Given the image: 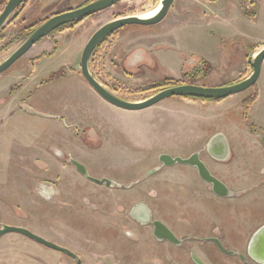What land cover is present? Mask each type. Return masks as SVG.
I'll return each mask as SVG.
<instances>
[{
    "label": "rangeland",
    "instance_id": "1",
    "mask_svg": "<svg viewBox=\"0 0 264 264\" xmlns=\"http://www.w3.org/2000/svg\"><path fill=\"white\" fill-rule=\"evenodd\" d=\"M90 1L24 0L0 29V62L27 37L32 25ZM6 2L0 0V12ZM159 3L122 0L59 27L0 73V227L27 228L75 252L82 264H195L189 253L202 264H243L209 242L190 238L177 246L155 240L150 226L137 225L127 217L133 203L145 201L154 218L164 217L178 237H185V225H190L180 218L179 198L172 200L169 216L163 207L165 192L158 183L166 169L140 182L139 192L120 191L96 185L70 163L72 157L86 164L95 178L105 176L127 184L135 178L129 175L131 169L156 165L158 154L179 153L184 142L196 141L200 147L216 133L230 142L232 155L227 162H216L202 154L210 168L235 188L260 183L262 81L255 83L261 96L244 116L241 102L253 86L220 101L172 96L144 109L125 110L100 98L79 75L82 49L95 30L118 17L147 14ZM257 9L260 14L255 18ZM246 39L264 40V0H173L159 22L125 25L108 35L93 50L88 67L114 95L140 101L170 87L165 79L204 86L245 79L251 72L247 55L254 49L246 48ZM52 71L58 79L51 81ZM57 119L77 123L78 128H64ZM55 141L58 152L53 149ZM245 170L247 179L241 176ZM250 194L218 201L226 202L225 208L241 209L239 218L258 187ZM252 205L259 203L252 201ZM223 213L227 216L220 211L219 218ZM240 225L233 227L243 233ZM239 237L238 242L222 239L243 252L246 236ZM0 264L75 262L18 233H7L0 237Z\"/></svg>",
    "mask_w": 264,
    "mask_h": 264
},
{
    "label": "flooded vegetation",
    "instance_id": "2",
    "mask_svg": "<svg viewBox=\"0 0 264 264\" xmlns=\"http://www.w3.org/2000/svg\"><path fill=\"white\" fill-rule=\"evenodd\" d=\"M160 5L161 4L159 3L157 6L159 7ZM143 15H139L138 17L143 16ZM89 61H90V58H89ZM88 64H89V62H88ZM88 70H89V67H88ZM52 72L53 73L50 74L51 77L48 80L52 81V79L53 80L56 78L58 79V76H57L58 74L54 73L55 71H52ZM89 72H90V70H89ZM90 74L95 78V76L91 72H90ZM59 75L63 76V77L65 76L64 73H61ZM79 75L81 76V78L85 82V84H87L88 87L90 89H92L101 98V96L91 87V85L83 77V75L81 73V66H80V74ZM100 84L103 87H105L102 83H100ZM75 106L77 107V105H75ZM53 116H56V115H53ZM55 121L57 124L61 123L64 128L65 127H67V128L73 127V129H75L76 127L78 128V125H76L77 123H74V124L70 123L68 125L67 124L68 122L66 120H63V119H60V120L57 119ZM79 122L82 123V121H79ZM215 135H216V133L210 135V137L207 139V141L203 145H201L200 147L196 146L197 145L196 141L193 143H191V142L185 143L184 142V143L180 144L181 151H179V153L172 154L171 152H164V153L158 154L156 157L157 163L154 166H151L148 168L141 166L139 169L135 168L136 170L131 169L129 172L130 174L129 173L128 174L130 176L135 177V178H133V179L131 178L132 180L130 182H128L127 184L122 183L121 179L118 181L114 178L112 179L110 177L108 178L105 176H103L101 178H96V179H107V180H109V183L107 184L106 182H103L102 184H98L89 178V177H93V176H91L89 174V172L87 171L86 164H84L80 160H75L72 157H70V163L78 173H80L86 179L95 183L96 185L105 186L107 188H113L114 187V188H118L120 191L129 190V189L134 188V189H136L137 192H139V191H141V189L143 187V184H140V182H142L143 180H146V179L150 178L151 176L155 175V173L160 171L161 169H166L164 171V173H162L164 175L162 177V179L161 178L159 179L161 181V183H158L159 185H163L162 189L164 188V192H165L163 207L165 208V210L168 209V211H169L168 216H169L171 214L170 208L172 206V204H171L172 200L176 197L179 198L178 204L181 206V209H182L180 212V218L183 220H186V221L188 220L187 224L190 225V226L185 225V229L187 230L185 237H178L176 235V233L173 231V229L169 226L168 222L166 220H164L165 219L164 217L154 218L151 206L145 201H138L136 203H133L127 211V217L130 218L132 220V222L137 224V225H145V226L148 225V226H150V235L155 240L164 241V242L171 243V244L177 245V246L182 245L184 242V239H190L191 238L193 240H201L203 242L212 243L214 248L223 254L238 257V259L243 264H249L248 262H251V260H253L256 264H260L250 256L249 250H250L251 237L260 227H262L264 225V169L261 171V173H262L261 177L262 178L260 179V183H258V185H249L248 184V185H245L241 188L240 187L235 188V187H232V185H229L226 180L221 178L219 175H217L210 168L209 163L205 160V158H203V155H202V154H204L205 157H207V159H210V160L216 161V162H227L230 160L231 155H232V153L230 151V142L225 137H221V139L220 138L214 139L213 137ZM53 147H54L53 149H55L56 152H58L57 141H55V144L53 145ZM176 148H178V147L176 146ZM221 148H225L226 151H224V152L222 151V153L221 152L219 153V150ZM161 154L171 155L172 157H181L182 159H187V158L191 157V158H194L195 160L202 162L204 164V166L206 167V169L208 170L209 174L212 177L219 180L220 182H222L223 185L226 187V190L223 191L222 195L216 193L213 190L212 183L206 181L205 179H203L201 177V175L199 174V171H198V167L194 164L175 163L173 165L162 166V162L159 161V159H158L159 155H161ZM221 154H224V156L222 157ZM146 160L148 161V159H146ZM73 161H75V162H77L83 166V168L86 171V175L82 174L77 169V167L73 163ZM142 161H144V163H142V165H144L145 160H142ZM179 166H181V167H179ZM98 171H100V170H98ZM173 172H177L178 176L175 177ZM243 175L246 176V179L250 177V175L246 173V170L243 171V174L241 176H243ZM93 178H95V177H93ZM254 186L258 187V194L254 195L250 200H246V205L244 207L245 213L243 216H241L239 218L237 215L239 214V211L241 209H238L236 207L225 208V206H223V204H226V202L223 203V202L218 201V198H222V199H226L229 197L238 198L242 195H245L246 197L251 196L250 192L254 191V189H255ZM252 201L254 203H259V206L258 207H256L255 205L251 206ZM220 211L221 212L225 211V213H227V216L226 215L224 216V213H223L221 215L222 217L219 218V212ZM164 216H166V214H164ZM166 219H167V216H166ZM253 222H258V224L255 227L251 228L250 225ZM156 223L158 224L157 228H159V229L161 227H166L173 234L176 241H171L168 239H159L156 236H154V229H155ZM239 223H241L242 226L241 225L240 226L245 229V231H243V233L240 232V229L237 230L236 228L233 227L234 224H239ZM241 235L246 236V240L244 242L243 252L237 250L234 245H232L233 248L229 247L228 244L225 241H223V239H222L223 236L230 237L232 239V241H234V238H236V242H238L237 239H240L239 236H241ZM214 239H216L220 243L221 247L223 249H225L226 251L220 249L218 247V245L214 242ZM191 248H193V247H191ZM56 252H58V251H56ZM59 253H61V252H59ZM73 253H75V252H73ZM189 256L191 257L192 261L196 262L195 264H202L199 260L193 259L194 257H193L192 253H189ZM71 259L75 262V264H77V262L74 258H71ZM80 262H81V259H80ZM80 264H82V262Z\"/></svg>",
    "mask_w": 264,
    "mask_h": 264
},
{
    "label": "water",
    "instance_id": "3",
    "mask_svg": "<svg viewBox=\"0 0 264 264\" xmlns=\"http://www.w3.org/2000/svg\"><path fill=\"white\" fill-rule=\"evenodd\" d=\"M24 0H7L2 11L0 12V29L10 16V14L23 2ZM122 0H92L87 4L79 6L74 9H68L59 13H55L46 19H44L37 27H35L30 34L3 60L0 62V73L9 68L17 59L23 56L37 41L41 38L47 36L54 30L67 25L69 23L77 22L86 17H89L95 13H98L110 6H113L115 3ZM173 0H160L159 10L151 17L141 18L138 16H124L115 18L103 25H101L97 30L88 39L87 43L82 49L80 56V66L81 73L86 81L91 85V87L109 104H112L118 108L125 110H139L147 108L167 97L177 96V97H205V98H216L224 99L230 95L239 93L256 83L258 76L260 74V69L262 62L264 61V47L259 49L254 55H251L248 58V64L251 67L250 74L243 80L238 81L229 85H219V86H204L196 84H181L176 86L167 87L161 89L154 93L153 95L140 100V101H128L122 99L105 87H103L89 72L88 62L90 55L92 54L94 48L109 34L118 30L119 28L130 25H152L159 22L164 15L166 14L169 6ZM223 137L222 134H216L213 138L217 139ZM225 141V140H224ZM226 151L225 148H221L219 153ZM223 157L224 154H221ZM159 161L164 165H173L175 163H190L198 167L199 174L203 179L212 183L213 190L222 195L223 191L226 190V187L222 182L212 177L204 164L194 158L182 159L181 157H172L171 155L161 154L159 155ZM73 163L76 165L77 169L84 175L86 171L83 166L75 161ZM91 180L95 181L98 184L103 182L109 183L107 179H96L89 177ZM228 192V191H227ZM157 223L154 229V236L159 239H168L171 241H176L173 234L166 228L161 227L157 228ZM7 233H18L22 236L27 237L28 239L38 243L49 249L61 252L71 258H74L77 264H80V258L70 251L69 249L56 244L50 240H47L32 231L24 228L22 226H13L8 224H3L0 227V237ZM214 242L222 250H225L221 247L220 243L214 239ZM226 251V250H225ZM250 256L260 264H264V225L260 227L251 237L250 243Z\"/></svg>",
    "mask_w": 264,
    "mask_h": 264
},
{
    "label": "trees",
    "instance_id": "4",
    "mask_svg": "<svg viewBox=\"0 0 264 264\" xmlns=\"http://www.w3.org/2000/svg\"><path fill=\"white\" fill-rule=\"evenodd\" d=\"M208 1H217V0H208ZM245 12H246V10H245ZM246 14L247 15H254V13H251V14H249V13H247L246 12ZM43 20H41V21H39L38 23H36V24H34V25H32V26H34V28L35 27H37L41 22H42ZM63 27H65V26H63ZM33 28V27H32ZM33 28V29H34ZM60 28H62V27H60ZM33 29H31V28H29L28 29V31L26 32V35L28 36L29 34H30V32L33 30ZM59 29V28H58ZM165 81H167L168 83H169V86L171 87V86H176V85H179L178 84V82H179V80H173V79H165ZM186 83H189V82H187L186 81ZM253 87H254V91L250 94V95H248L247 97H245L243 100H242V102H241V108H242V114L244 115V116H246V114H247V112H248V109H249V107H250V105L253 103V101L257 98V95H258V91H257V89L255 88V84L253 85ZM185 98H189V99H193V100H202V101H220L221 99H216V98H205V97H185Z\"/></svg>",
    "mask_w": 264,
    "mask_h": 264
},
{
    "label": "crops",
    "instance_id": "5",
    "mask_svg": "<svg viewBox=\"0 0 264 264\" xmlns=\"http://www.w3.org/2000/svg\"><path fill=\"white\" fill-rule=\"evenodd\" d=\"M219 1V0H218ZM256 15L254 16L255 18L257 17V16H259V14H260V12H259V10L257 9V13H255ZM247 40V39H246ZM248 41V40H247ZM249 42V45H246V48H247V46H254V49H253V51L251 52L252 54H250V55H247V62H248V58L251 56V55H254L259 49H261V48H263L264 47V40H259V41H253V42H250V41H248ZM249 75V74H248ZM247 75V76H248ZM246 76V77H247ZM259 80V82H263L264 83V61L262 62V65H261V69H260V74H259V76H258V79L256 80V82ZM248 89V88H247ZM234 95V94H233ZM259 95H260V93L258 94V98H259ZM231 96V95H230ZM261 96V95H260ZM229 97V96H228ZM227 98V97H226ZM225 99V98H224ZM223 100V99H222ZM257 101V100H256ZM264 143V142H263ZM262 151L264 152V149H262Z\"/></svg>",
    "mask_w": 264,
    "mask_h": 264
},
{
    "label": "bare ground",
    "instance_id": "6",
    "mask_svg": "<svg viewBox=\"0 0 264 264\" xmlns=\"http://www.w3.org/2000/svg\"><path fill=\"white\" fill-rule=\"evenodd\" d=\"M160 6L156 7L153 11L147 13V14H144L143 16H140L141 18H148V17H151L153 16L158 10H159Z\"/></svg>",
    "mask_w": 264,
    "mask_h": 264
}]
</instances>
